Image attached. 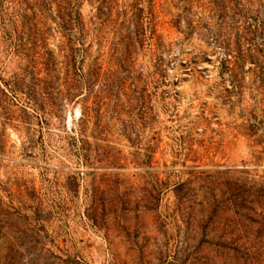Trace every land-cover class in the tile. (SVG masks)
I'll list each match as a JSON object with an SVG mask.
<instances>
[{
    "label": "rangeland",
    "instance_id": "1",
    "mask_svg": "<svg viewBox=\"0 0 264 264\" xmlns=\"http://www.w3.org/2000/svg\"><path fill=\"white\" fill-rule=\"evenodd\" d=\"M115 1L86 35L102 80L71 100L58 31L41 82L0 40V264H264V0H241L244 62H225L211 35L234 36L204 10L209 31L180 33L169 0H155L161 61L129 52Z\"/></svg>",
    "mask_w": 264,
    "mask_h": 264
},
{
    "label": "trees",
    "instance_id": "2",
    "mask_svg": "<svg viewBox=\"0 0 264 264\" xmlns=\"http://www.w3.org/2000/svg\"><path fill=\"white\" fill-rule=\"evenodd\" d=\"M83 0H0V40L9 52L24 57L30 65L32 81H43L42 73L46 78L56 71L57 60L53 49L49 48L48 37L53 30L60 33L62 40L57 45L60 62L65 70L64 83L66 85L65 98L71 100L79 92V85L87 84L89 93L97 81L102 80V61L100 55L92 59L90 48L92 42L86 41V35L92 29L102 28V17L108 11H113L115 0H87L94 3V15L87 23L80 12ZM178 8L174 17V25L184 35H190L202 27L199 9L208 13L209 19L215 18L219 31L229 34L217 33L211 35L215 46L222 49L225 62L234 60L244 62L249 55L245 53L246 45L252 47V24L241 10V0H169ZM155 0H125L121 5L123 23L127 24V32L123 36L124 47L131 52L136 43H147L157 62L161 61L164 44L161 36L157 34ZM231 14V15H230ZM237 16L241 20L236 21ZM230 20L231 22H227ZM54 25V27L51 26ZM90 25V26H89ZM92 28V29H91ZM97 34L95 35V40ZM88 61L87 71H84ZM38 69V72L35 71ZM38 77H37V76ZM16 84L5 83V91L10 93L16 101ZM31 90V89H29ZM45 90V88H44ZM1 92L4 90L0 89ZM4 93V92H3ZM6 95V94H5ZM47 95V94H46ZM28 100L35 99L30 93ZM42 123L46 112L42 106L33 108ZM43 118V119H42Z\"/></svg>",
    "mask_w": 264,
    "mask_h": 264
}]
</instances>
